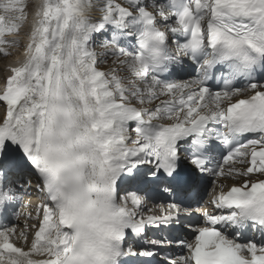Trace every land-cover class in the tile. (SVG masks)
Returning <instances> with one entry per match:
<instances>
[{
  "label": "snow or ice",
  "instance_id": "snow-or-ice-1",
  "mask_svg": "<svg viewBox=\"0 0 264 264\" xmlns=\"http://www.w3.org/2000/svg\"><path fill=\"white\" fill-rule=\"evenodd\" d=\"M18 46L0 89V218L28 194L14 176L36 175L44 199L37 224L0 225V264L157 256L173 242L137 251L129 235L190 215L207 176L226 214L205 212L161 264H264V0H0V54ZM140 191L170 202L145 211Z\"/></svg>",
  "mask_w": 264,
  "mask_h": 264
},
{
  "label": "rangeland",
  "instance_id": "rangeland-1",
  "mask_svg": "<svg viewBox=\"0 0 264 264\" xmlns=\"http://www.w3.org/2000/svg\"><path fill=\"white\" fill-rule=\"evenodd\" d=\"M25 35L24 34H21L18 38L20 39V41H21V39H23V37H24ZM22 37V38H21ZM8 38L10 39V38H12L11 36H8ZM106 38H109L110 39V37L109 36H107L106 35ZM21 45H23V41H21ZM25 45V44H24ZM20 48V50L17 48V47H13L12 48V52L13 53H20L21 52V50L23 49V47L22 46H20L19 47ZM97 48H98V50H101V51H104L103 49H101L100 47H99V41H97ZM9 58H10V56H7V57H0V68H1V64L2 63H6L8 60H9ZM117 58L115 57V56H109V57H107V62L106 63H104V64H102L105 68H113V67H117L118 65H115L113 62L116 60ZM3 60H5V61H3ZM5 71H1V69H0V78H4V76H5ZM119 75H121V76H124V75H126V71H125V69H124V67L123 66H119V73H118ZM154 103H159V101H155ZM3 109L2 108H0V111H2ZM227 181V180H226ZM232 181V180H231ZM30 199L33 201V204L31 203V204H28L26 207H25V211H23V213L25 212L27 215H29V214H31V216H29L30 217V219H32L31 220V222L29 221V224H27V217H25V216H23L22 217V219H21V223H20V226L22 227V230H25V225L27 224V225H32V223L33 224H37L38 223V220H37V206L43 201V199H44V196H43V193H33L32 195H31V197H30ZM212 199V198H211ZM211 199H208L207 201H206V203L207 204H209V202H211ZM34 221V222H33ZM34 230V228H31V227H29L28 229H27V231L29 232V242H30V240H31V235H32V232L31 231H33Z\"/></svg>",
  "mask_w": 264,
  "mask_h": 264
},
{
  "label": "bare ground",
  "instance_id": "bare-ground-1",
  "mask_svg": "<svg viewBox=\"0 0 264 264\" xmlns=\"http://www.w3.org/2000/svg\"><path fill=\"white\" fill-rule=\"evenodd\" d=\"M98 2V0H93V4H96ZM93 15L95 16V15H97V13H93ZM23 34V33H22ZM25 35V34H24ZM22 38V37H21ZM11 39V38H10ZM24 39H25V42H26V44L28 43V36L27 35H25L24 36ZM98 51V50H97ZM23 58H24V55L23 54H21L20 56H19V58L18 59H14V60H12L11 61V64H13V65H16L19 61H21V60H23ZM3 61H5V60H3ZM7 66H8V62H6V63H2L1 64V71H6V68H7ZM7 75H9V73L8 72H6L5 73V76L4 77H6ZM1 79L2 78H0V89H2L3 87H4V79L1 81ZM227 179H225L224 178V181H226ZM231 182H235L234 180H232ZM38 183L39 182H37V183H35V185H34V188H33V190L32 191H34V192H36V193H39V192H37V185H38ZM31 222V221H30ZM34 222V221H33ZM33 224V223H32ZM32 228V227H31ZM18 230H20V229H18ZM32 232V231H31ZM20 244L21 245H23V242H20ZM134 250H137L138 249V246H134V248H133Z\"/></svg>",
  "mask_w": 264,
  "mask_h": 264
}]
</instances>
